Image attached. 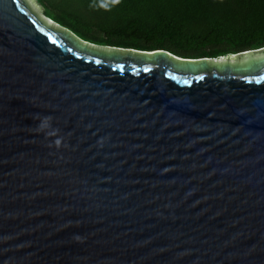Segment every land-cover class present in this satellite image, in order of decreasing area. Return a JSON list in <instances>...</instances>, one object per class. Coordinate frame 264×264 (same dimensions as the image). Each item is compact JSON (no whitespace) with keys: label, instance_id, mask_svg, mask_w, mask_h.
<instances>
[{"label":"water","instance_id":"water-1","mask_svg":"<svg viewBox=\"0 0 264 264\" xmlns=\"http://www.w3.org/2000/svg\"><path fill=\"white\" fill-rule=\"evenodd\" d=\"M0 264H264V47L99 46L0 0Z\"/></svg>","mask_w":264,"mask_h":264},{"label":"trees","instance_id":"trees-1","mask_svg":"<svg viewBox=\"0 0 264 264\" xmlns=\"http://www.w3.org/2000/svg\"><path fill=\"white\" fill-rule=\"evenodd\" d=\"M44 16L99 46L181 58L264 47V0H36Z\"/></svg>","mask_w":264,"mask_h":264},{"label":"rangeland","instance_id":"rangeland-1","mask_svg":"<svg viewBox=\"0 0 264 264\" xmlns=\"http://www.w3.org/2000/svg\"><path fill=\"white\" fill-rule=\"evenodd\" d=\"M37 2V1H36ZM38 3V2H37ZM41 7V6H40ZM41 10H42V15L44 16V13H43V9H42V7H41ZM45 17V16H44ZM46 18V17H45ZM46 19H48V18H46ZM49 21H51L50 19H48ZM51 22H53V21H51ZM54 23V22H53ZM54 24H56V23H54Z\"/></svg>","mask_w":264,"mask_h":264}]
</instances>
